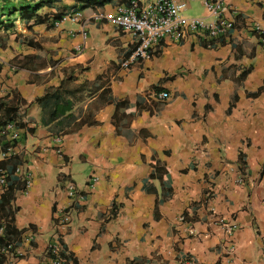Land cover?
Listing matches in <instances>:
<instances>
[{"label":"crops","instance_id":"obj_1","mask_svg":"<svg viewBox=\"0 0 264 264\" xmlns=\"http://www.w3.org/2000/svg\"><path fill=\"white\" fill-rule=\"evenodd\" d=\"M176 1L207 17L203 0ZM129 2L53 0L45 22L0 28V241L24 250L0 264H41L58 235L66 264H264V0H226L223 37L168 36L123 67L138 38L108 17ZM68 182L84 198L61 227ZM220 218L240 225L233 250Z\"/></svg>","mask_w":264,"mask_h":264},{"label":"built area","instance_id":"obj_2","mask_svg":"<svg viewBox=\"0 0 264 264\" xmlns=\"http://www.w3.org/2000/svg\"><path fill=\"white\" fill-rule=\"evenodd\" d=\"M203 3L207 10V17L185 15L187 3L176 0H130L127 4H119L114 14L108 17L109 22L125 32L133 33L138 38L134 52L123 61L122 66L127 67L135 61L149 59L152 48L165 37L183 39L195 35L202 40L211 41L223 37L234 28L235 20L226 16V0H203ZM71 19L75 20L76 16H71ZM254 28L256 31H262L259 24H255ZM160 97L167 98L168 93L163 92ZM6 129L11 139L15 140L19 137L20 132L15 122H9ZM61 140V137H57V141L61 142ZM8 186L7 174L1 169L0 196L8 189ZM65 189L71 203L61 211L62 216L58 221L61 227H67L71 223L70 208L74 201L84 198L74 182H68ZM219 222L224 226L229 248L233 250V235L240 225L237 221H228L225 218H220ZM3 231L4 227L0 223V236ZM61 237L58 235L49 240L47 246L49 258L41 264H66V247ZM7 253L22 256L24 250L11 241H0V256ZM181 264L196 263L192 259H185L181 261Z\"/></svg>","mask_w":264,"mask_h":264},{"label":"trees","instance_id":"obj_3","mask_svg":"<svg viewBox=\"0 0 264 264\" xmlns=\"http://www.w3.org/2000/svg\"><path fill=\"white\" fill-rule=\"evenodd\" d=\"M93 0H79L81 4V9H85L86 7L90 6ZM96 1V0H94ZM98 1V0H97ZM109 0H99L101 4H104L105 2H108ZM53 0H20L19 4H15L14 1L11 0H5V2L2 5V9H0V28L2 26L6 27L11 24V16L14 14H17L22 19H31L35 17L36 23H42L45 22L46 17H41L36 14V10L39 6H41L44 3H52ZM63 13L57 14L56 19H61ZM4 16L7 17V20H4ZM246 75V73L243 74L242 78ZM98 82V81H97ZM97 82H94L93 85L96 86ZM85 85L89 84V82H85ZM94 86V87H95ZM95 90H99L101 86H96ZM52 91V90H51ZM50 93V91L47 93V95ZM102 93H110V87L106 86ZM125 101H118L117 102V108H120ZM8 103L4 100H0V106L7 107ZM73 106L72 101L67 100L64 104L57 102L56 108L53 112V118H58L62 114H65L67 111L71 110ZM10 111H12V115L7 119L4 126H6L9 122H15L17 128L25 125L26 119L25 115L21 114L19 112V107L17 105H11L9 108ZM118 116L115 115V118ZM91 123H95V121H91ZM12 187H10L11 189ZM9 189V188H8Z\"/></svg>","mask_w":264,"mask_h":264},{"label":"rangeland","instance_id":"obj_4","mask_svg":"<svg viewBox=\"0 0 264 264\" xmlns=\"http://www.w3.org/2000/svg\"><path fill=\"white\" fill-rule=\"evenodd\" d=\"M11 1H14V3L17 5V4H19L20 0H11ZM4 2H5V0H0V9H2V5Z\"/></svg>","mask_w":264,"mask_h":264}]
</instances>
